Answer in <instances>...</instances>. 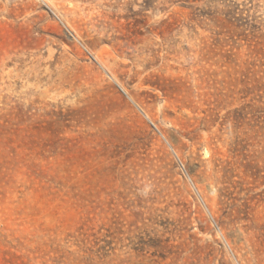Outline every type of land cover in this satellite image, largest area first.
Returning a JSON list of instances; mask_svg holds the SVG:
<instances>
[{"label":"rangeland","instance_id":"374dc122","mask_svg":"<svg viewBox=\"0 0 264 264\" xmlns=\"http://www.w3.org/2000/svg\"><path fill=\"white\" fill-rule=\"evenodd\" d=\"M0 264H264V0H0Z\"/></svg>","mask_w":264,"mask_h":264}]
</instances>
